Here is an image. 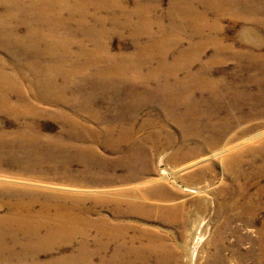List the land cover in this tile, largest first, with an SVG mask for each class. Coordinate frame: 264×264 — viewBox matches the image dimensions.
Wrapping results in <instances>:
<instances>
[{
  "label": "rangeland",
  "instance_id": "1",
  "mask_svg": "<svg viewBox=\"0 0 264 264\" xmlns=\"http://www.w3.org/2000/svg\"><path fill=\"white\" fill-rule=\"evenodd\" d=\"M122 1L126 11L134 9L137 2ZM171 1L159 0L157 8V1L143 0L156 6L147 21L156 25L154 29L162 26L169 34L175 27L185 28L181 44L167 58L154 55L146 59L143 75L156 71L154 78L163 80L166 73L159 71L161 62L172 64L186 46L216 38L224 45L225 55H218L210 41L192 69L211 70L206 75L220 81V93H199L195 98L199 105L194 102V107L161 104L164 100L166 103L168 95L154 79L147 83L148 90H137L139 98L131 96L127 84L116 87L110 81L115 91L111 85L97 90L90 81H80L77 74L71 80L57 76V86L64 88L62 96L68 103L38 102L35 94L49 93L30 91L38 88V81H50L54 70L58 71L56 66L68 65L65 68L72 71L75 63L48 57L39 60L49 73L54 72L41 77L26 65L27 58H32L28 56L31 51L27 39L34 33L39 39L40 30L51 34L59 28L62 34L69 33L92 46L84 32L96 23L94 9L89 7V19L82 14L83 9L73 16L68 0H61L66 6L61 14L11 7L0 10L1 34L7 30L0 40L4 75L0 81L4 78L16 84L21 94L13 93L11 103L23 108L0 109V215H7L10 203L17 201L22 204L16 208L17 214L26 216L55 212L54 208L42 207L43 203H78L95 209L94 217L109 226L119 225L123 233L125 229L127 236L134 237V242L120 253L136 264H264V247L260 245L264 237V134L247 139L264 131V0H226L232 4L233 14L221 16L207 8L203 0H196L192 5L208 15L209 27L203 36L193 30L195 17L187 24H182L178 16L172 20ZM220 1L222 5L225 2ZM110 11L103 9L97 15L108 19L104 25L109 34L104 38L111 52L129 57L120 61L124 66L138 64L133 57L139 46L129 33L128 13L119 21L126 30L118 34L111 33ZM31 20L42 24L28 32ZM154 21H159V26ZM211 26L217 27L211 30ZM145 35L137 39L144 47ZM163 48L168 50V46ZM11 52L23 53L26 58L14 59L17 54ZM217 55L222 60L208 65ZM95 72L99 75L103 71ZM179 76L184 78L186 73L182 71ZM31 102L37 110L30 109L34 106ZM65 118L80 122L82 127L76 130ZM121 126L132 127L134 132L133 139L123 144L117 138ZM106 127L114 128L107 132ZM88 128L95 134L89 135ZM214 141L217 144L211 147ZM225 147L230 150L219 156L212 154ZM162 168L177 170V180L162 178ZM117 207L125 212L123 217L114 216ZM96 234L92 228V235ZM51 244L52 248L41 252L37 263L49 264L50 259L77 247V243L68 247ZM107 252L112 256L115 248L111 246Z\"/></svg>",
  "mask_w": 264,
  "mask_h": 264
},
{
  "label": "bare ground",
  "instance_id": "2",
  "mask_svg": "<svg viewBox=\"0 0 264 264\" xmlns=\"http://www.w3.org/2000/svg\"><path fill=\"white\" fill-rule=\"evenodd\" d=\"M155 1H157L158 8L159 0ZM195 1L196 0H172L170 3L172 20L176 21V16H178L179 19H181L182 24H187L193 17H195L193 19L196 21L197 25H194L195 28L193 30L197 36H203L206 29L209 27L206 18L208 15L205 11L200 13L196 10L195 7L197 6L192 5ZM89 2L68 0V7L72 14H74L73 16L80 15L79 11L83 9L82 14L85 15L84 17L87 19L91 17L89 15V13H91L89 7L94 9L93 13L95 16L93 15V17H95L96 23H94V26L88 27L87 32H84V35H87L88 40L90 39L89 41L92 43V46L87 45L84 41L77 39L75 36L73 37V35H69V33V36L67 34H62L59 28L54 29V33L51 34L43 33L40 30L39 39L36 37V33H34L33 36H29L27 39L28 50L31 51L28 56L32 58H27L26 65L28 64V66L31 67L30 69H34L36 74H41V77L42 74L54 75L55 72V76L51 78L50 81L43 82L38 79V88L35 90L32 88L30 90L33 93H37L39 90L49 91L47 94H35V98L38 102L45 103L51 101L55 103V105H61L62 102L66 101L68 103V100L62 96L64 88L59 85L57 86V76L62 75L71 80L73 79L71 77H73L74 74H77L78 77L81 75V79L78 78L80 81H90L93 85L92 88L97 90L111 85L110 81H113V83L115 82L114 84L116 87H121L122 85L126 87L127 84L133 92L131 96H138L139 98L140 95L137 94V90L142 87H145V89H147V87L150 88V85L147 86V83L150 82V79H154L156 80L155 84L161 85L168 95L166 103L165 100L161 102V104L167 107L172 106L173 104L194 107L195 103L199 105L195 101V98H197L199 93H209L213 95H218L217 93H220L218 91L220 81H216L206 75L211 70L203 72L204 70L201 69V67L199 68V71H194L192 69L195 65L199 64V59L210 41L218 49V55L221 53L220 56L225 55L223 54L225 49L224 45L222 46L216 38L204 39L199 43L192 44L190 47L186 46V49H182L183 51L178 53L177 59L172 64L164 63L165 61L161 62V64L159 63V71H164L166 77L163 80L155 79L154 77H156V75L154 74H156V71H152L149 75H143V67L146 63V59H153L154 55L167 58L170 51L181 44V39L183 40L182 33L185 28H180L179 30L175 27L169 34L162 26L157 28L159 30L154 29V24L149 25L147 24V21H149V18L152 15L151 11L156 6L148 2L145 3L143 0H137L135 8L130 9L129 11H126V5H124L125 2L123 3L122 0H89ZM203 2L208 5L207 8L217 10L218 15L220 16L229 13L233 14L232 4L226 2V0L223 5L220 0H203ZM82 3L85 4L82 5ZM0 5L1 11L11 7L18 11L27 9L35 13L53 14H61L65 11L64 8H66V6L61 3V0H0ZM103 9L113 11L111 17V33L115 32L122 34L123 31L125 32L126 27L124 28V26H121L122 23L119 21L120 19H123L125 15L127 16L128 13V26H130L131 30L129 33L131 37H133L132 39H135L134 41L137 42V46H139L138 51L134 54L135 57H133L135 60L137 59L139 61L138 64L132 65L127 63V65L124 66L123 62L120 61L123 59L128 61L126 58L129 59V57L126 54L115 55L111 52L108 40L104 38V36L109 34V31L105 30L104 25L108 19H106V16H103V18L101 15H97L98 12L100 13ZM133 16L137 17L136 21H132V19H135ZM13 18H16V16H13ZM201 22L202 26L200 24ZM30 23L33 25L27 24L28 32H32L42 24V22L37 20H31ZM154 23H157L159 26V21H154ZM155 26L156 25H154V27ZM216 27L217 26H211L210 28L212 30V28L215 29ZM1 31L2 29H0V40L7 35V30L2 34ZM16 31L18 32L17 29ZM158 32H163L164 34L158 35ZM21 35L22 34L18 32V37ZM142 35H145V38L147 37L145 43H147V46L149 47L142 46L141 40H137ZM67 36L70 38L69 43L68 38H66ZM164 46H168V50H164ZM11 54H17L14 59L25 56L23 53L11 52ZM218 55L217 57L215 56L208 65L213 66L219 60H222ZM1 56L0 61L2 60ZM47 57L49 58L48 60H61L65 63L72 60L75 63V66L72 71L65 68V66L68 65H64L62 68L56 66V70L58 71L54 70L53 73H49V68L40 64L39 61L42 59L46 60ZM144 58L145 60H143ZM166 64L167 66H165ZM16 65L18 70L21 69V71L25 73V69L18 64ZM95 69L103 72L98 75L95 72ZM130 71L132 72L131 77L127 76V73ZM182 71L186 73L184 78L179 76ZM84 72L86 75H84ZM3 76L0 68V77ZM78 79L75 81H79ZM15 85L10 81L7 82L4 78L0 81V109L4 108L8 111L23 109L18 108L11 103L13 93L21 94V91L17 90ZM115 85H111L110 87L113 88ZM154 94H152V96ZM159 100H161V97ZM31 105L34 106L30 107V109L37 110V108H34L36 105L35 103L31 102ZM60 112L64 113L61 109ZM49 116H52V114L49 113ZM64 120L71 123L76 130L82 127V124L78 121H69L66 118ZM106 128L107 132H109L110 129H113L114 127ZM119 129L120 131L117 135L119 143L123 144L133 139L134 132L132 127L121 126ZM88 130L90 132V134L88 133L89 135L95 134V131L90 128H88ZM263 134L264 131H261L247 139H256ZM216 144L217 141H214L210 145L211 147H214ZM229 150L230 148L225 147L214 151L212 154L214 156H219ZM185 168L187 167L179 170L182 171ZM162 169L164 172L162 178L169 177L172 180H177V170L172 169L169 171L167 168ZM8 201L14 202L11 200ZM10 205H12V208L7 215H0V264H39V262L37 263V258L43 250L52 248L51 243L53 242L61 243L65 245L64 247L77 243V247L75 246V250L70 248V253H63L64 255L58 256L56 259L55 257L50 259L48 261L49 264H136L135 262L128 261L126 257L120 253L125 245L134 242V237L130 238L127 236V231L125 229L123 233L121 226L115 224L109 226L102 218L94 217L93 213H95L96 210L91 207H82L83 205L80 206L78 203L74 205L43 203L42 207L48 210L54 208L55 212L53 213L49 211L47 214H44L42 211H39L36 214L26 216L18 215L16 212V208L22 206L21 203L17 201L16 204L10 203ZM113 214L115 217L119 218L120 215L123 217L125 212L120 207H117ZM92 228L96 229L97 236L92 235ZM260 245L264 247V237L260 240ZM111 246L115 248V252L112 256H108L107 251H109ZM53 252H51V255H53Z\"/></svg>",
  "mask_w": 264,
  "mask_h": 264
}]
</instances>
